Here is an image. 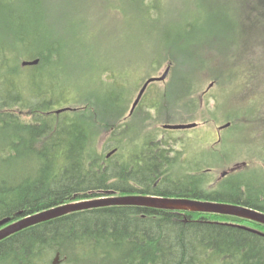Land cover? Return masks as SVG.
<instances>
[{
	"label": "trees",
	"instance_id": "obj_1",
	"mask_svg": "<svg viewBox=\"0 0 264 264\" xmlns=\"http://www.w3.org/2000/svg\"><path fill=\"white\" fill-rule=\"evenodd\" d=\"M231 1L240 4L203 18L169 8L165 0L122 1L125 30H135L154 49L145 59L150 70L156 64L172 65L171 80L158 92L160 98L149 101L154 117L139 108L132 121L142 119L144 124L151 116L159 126L184 111L191 121L200 108L197 77L208 75L221 84L222 78L233 76L211 69V53L226 55L232 46L248 45L263 28L264 0ZM78 33L69 13H57V0H0V221H17L110 191L231 203L264 213V184L244 168L247 163L229 169L218 183L202 167L173 179L171 167L179 162L169 145L146 129L137 138L124 132L130 128L126 110L132 98L103 108L99 91L113 88L129 94L138 82L132 72L141 73L139 68H100L92 79L96 90L69 104L70 97L82 93L70 83L75 66L95 59L99 51L92 37L86 41ZM62 108L72 110L56 114ZM250 111L256 110H245V116ZM12 158L21 159L29 175L22 184H11L8 178ZM244 224L264 233V225L233 216L100 208L37 225L0 242V264H52L58 254L68 264H264V237L242 228Z\"/></svg>",
	"mask_w": 264,
	"mask_h": 264
},
{
	"label": "rangeland",
	"instance_id": "obj_2",
	"mask_svg": "<svg viewBox=\"0 0 264 264\" xmlns=\"http://www.w3.org/2000/svg\"><path fill=\"white\" fill-rule=\"evenodd\" d=\"M123 0H57V13L62 16L69 13L71 25L74 30L81 31L82 37L88 41L92 37V46L99 49L95 59L84 60L75 67L70 83L79 88L82 93L74 95L68 100L69 104L75 97H85L92 94L96 87L92 79L98 75L100 68L115 66L117 69L139 68L141 73L132 72L137 84L132 85L129 94H122L117 89H102L96 95L103 100V108L111 109L117 99L132 98L126 110L127 125L124 132L132 137H138L147 132H154L155 136L170 146L176 161L183 163L190 172L199 167L211 171L212 181L218 183L225 180L223 173L235 167L237 164L247 163L244 168L253 171V178L257 183L264 184V25L256 34L251 36L248 45L245 43L232 46L230 53H211L214 62L211 69L216 73H234L228 79L222 78L221 84H215L216 80L208 75L200 77L201 88L195 98L200 104L197 112H194L192 120L188 118L186 111L181 116L175 117L167 124H188L196 122L197 128L187 130H167L162 125L157 126L154 117L155 111L149 109L150 100L160 98L158 92L165 89L171 80V72L165 82L153 83L140 106L143 113L150 114L149 120H133L129 116L132 105L137 98L139 90L144 82L154 76L160 77L169 66L166 63L156 64L152 71L146 56L153 54L150 43L143 41L142 35L135 30L127 28L125 17L121 11ZM169 8L177 7L184 15L203 18L218 9L233 8L240 3L231 0H165ZM78 33V34H79ZM134 34V35H125ZM129 37V38H128ZM87 48L82 49L85 55ZM144 61V62H143ZM253 71L252 74H247ZM144 77V78H143ZM143 78V79H142ZM189 79V77H187ZM226 79V80H225ZM183 81H186L183 79ZM189 83V82H188ZM213 83V87H210ZM183 87V86H182ZM174 96L173 98H177ZM73 98V99H72ZM169 106L173 99L168 101ZM185 109H187L185 107ZM250 111L245 116V110ZM244 111V112H243ZM138 111H136L137 113ZM240 116V117H239ZM145 117V116H144ZM27 119V117H23ZM205 119H208L206 121ZM231 123L227 129L220 127ZM145 127V128H144ZM242 127V128H241ZM105 140L101 139L99 148L103 151ZM186 162V163H184ZM198 164L199 166H197ZM178 168V167H177ZM23 169L21 159L8 160V178L10 183H24L29 175ZM182 178L179 171H176ZM124 194V195H121ZM119 196L135 194L121 193ZM248 227L251 225L244 224ZM243 226V225H242ZM63 259V258H62ZM54 258L52 259L53 262ZM51 264V263H50ZM60 264H68L67 262Z\"/></svg>",
	"mask_w": 264,
	"mask_h": 264
},
{
	"label": "water",
	"instance_id": "obj_3",
	"mask_svg": "<svg viewBox=\"0 0 264 264\" xmlns=\"http://www.w3.org/2000/svg\"><path fill=\"white\" fill-rule=\"evenodd\" d=\"M35 62H25L24 65L37 64ZM171 72V66H168L165 72L160 77H151L145 81L141 87L138 96L132 106L130 114L132 115L141 100L143 99L149 86L156 82H165ZM210 87H213L211 84ZM71 108H62L56 111V114H61L67 111H71ZM230 123L220 127V130L230 127ZM198 126L197 123L189 124H167L164 125L165 129L168 130H187L193 129ZM114 152L110 153L109 157ZM227 173H223L226 176ZM115 206H136L153 208L158 210L168 211H191L201 213H212L225 216L239 217L250 220L264 225V213L251 209L242 205L222 203L214 201L195 200L189 198H178V197H163V196H151V195H129V196H116L114 192H107L106 196L88 199L84 201H77L68 204H63L49 208L35 214L29 215L17 221H12L11 218H6L0 221V242L37 225L47 223L70 214L84 212L88 210L107 208ZM253 233H256L264 237V233L246 226H241ZM61 258L58 254L52 264H60Z\"/></svg>",
	"mask_w": 264,
	"mask_h": 264
},
{
	"label": "bare ground",
	"instance_id": "obj_4",
	"mask_svg": "<svg viewBox=\"0 0 264 264\" xmlns=\"http://www.w3.org/2000/svg\"><path fill=\"white\" fill-rule=\"evenodd\" d=\"M196 165L199 166L198 164H196ZM176 171H179L180 173H189L190 172V171L187 170L186 165H184V167H181V166H179V164H177L175 166V168L171 167V172H172L173 179L181 178V177H178L179 174ZM151 196H158V195H151ZM130 207H136V206H130Z\"/></svg>",
	"mask_w": 264,
	"mask_h": 264
},
{
	"label": "flooded vegetation",
	"instance_id": "obj_5",
	"mask_svg": "<svg viewBox=\"0 0 264 264\" xmlns=\"http://www.w3.org/2000/svg\"><path fill=\"white\" fill-rule=\"evenodd\" d=\"M146 94H147V93H146ZM146 94H145V96H146ZM145 96H144V98H145ZM144 98H143L142 101L140 102L139 106L136 108L135 112L140 108V106H141V104H142Z\"/></svg>",
	"mask_w": 264,
	"mask_h": 264
}]
</instances>
